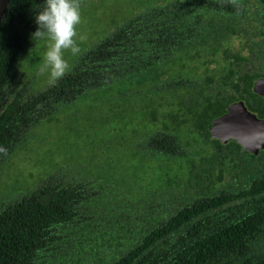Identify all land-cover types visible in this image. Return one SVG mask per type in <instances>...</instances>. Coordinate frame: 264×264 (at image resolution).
Here are the masks:
<instances>
[{
	"label": "flooded vegetation",
	"instance_id": "1",
	"mask_svg": "<svg viewBox=\"0 0 264 264\" xmlns=\"http://www.w3.org/2000/svg\"><path fill=\"white\" fill-rule=\"evenodd\" d=\"M111 1L118 3L119 18L100 37L119 32L142 43L135 52L136 66L85 85V91L77 89L73 98L43 116L51 118L59 107L77 100L101 102L105 90L109 94L103 101L115 105L122 120V127L117 124L112 131L121 135L125 122L133 119L141 126L133 129V141L108 139L113 156L104 157L103 167H89L85 156L61 167L72 168L85 184L90 203L85 231L110 234L108 239L118 245L107 243L112 258L158 229H173L165 236L199 229L207 221L198 214H225L214 228L227 217L240 219L258 208L264 214V0ZM31 75L17 69L13 87L39 104L50 84L37 90L31 87ZM40 119L25 127L1 168L11 153L25 147ZM1 168L0 182L11 187L5 190L0 183V203L21 198L46 176L38 173L34 182L14 188L2 178ZM176 214L189 218L174 224Z\"/></svg>",
	"mask_w": 264,
	"mask_h": 264
},
{
	"label": "trees",
	"instance_id": "2",
	"mask_svg": "<svg viewBox=\"0 0 264 264\" xmlns=\"http://www.w3.org/2000/svg\"><path fill=\"white\" fill-rule=\"evenodd\" d=\"M42 5L43 0H9L0 21V164L21 140L26 126L73 98L77 89L85 91V85L95 86L106 77H116L124 66H136L135 52L142 49V43L128 41L119 32L99 38L77 53L69 72L45 88L37 104L22 91L15 92L12 84L20 58L38 40L31 33L37 27L34 15ZM63 173L70 174L64 177ZM83 184L72 168H58L21 198L0 203V264H65L64 257L55 261L56 257L66 251L60 249L63 244L74 241L72 246H79L75 256L82 259L85 246L101 237L85 231L90 203ZM261 212L258 208L240 219L227 217L218 228L214 223L225 214H198L207 221L199 229L184 234L175 228L177 234L168 236L171 227L158 229L118 256L111 258L114 252L110 251L105 264H264ZM184 216L176 214L174 224L184 223L189 218ZM104 235L106 246H118L108 239L110 234Z\"/></svg>",
	"mask_w": 264,
	"mask_h": 264
},
{
	"label": "rangeland",
	"instance_id": "3",
	"mask_svg": "<svg viewBox=\"0 0 264 264\" xmlns=\"http://www.w3.org/2000/svg\"><path fill=\"white\" fill-rule=\"evenodd\" d=\"M117 6L118 3L111 0H92L80 5L81 20L75 26L76 35L73 37L80 51L101 38L103 30L108 28L110 23L113 24L114 20L117 22L120 14H118ZM81 36L84 38L80 39ZM46 46V40L38 39L19 60L18 69L25 68L32 74L29 78L31 87L37 90L44 89L48 84V72L39 71ZM76 55L67 49L63 50V56L69 66ZM18 76L22 81L25 71H18ZM108 94L109 92L105 90L99 94L101 102L74 101L67 106L59 107L53 112L51 118L40 119L35 125V130L30 134L28 132L24 141L25 147L11 153L5 166L3 168L0 166L4 169L2 178H7L8 183L15 188L29 181L34 182L33 176L38 173L46 175L67 164L68 160L78 161L84 156L89 167L94 169L103 167L104 157L113 156L111 153L113 149L110 150L107 146L108 139L123 136L126 142L133 141V129L136 128L139 131L141 129V126L133 119L125 122V131L120 132L121 135L118 130L112 131V127H118L117 124L122 127V120L119 118V109L115 105L109 106L112 103L103 101ZM143 124L146 127L148 122ZM120 154L124 157V152ZM63 174L65 177L70 173ZM0 183L5 190L11 187L4 185L2 181ZM103 238H105L103 235L97 237V242L86 245V255L79 260L75 256L78 255L76 250L79 246H72L75 241L63 244L60 249L66 251L57 256L55 261L64 257L65 264H80L81 261L83 264H105L109 261L106 258L111 248L106 246ZM112 248L115 246L113 245Z\"/></svg>",
	"mask_w": 264,
	"mask_h": 264
},
{
	"label": "clouds",
	"instance_id": "4",
	"mask_svg": "<svg viewBox=\"0 0 264 264\" xmlns=\"http://www.w3.org/2000/svg\"><path fill=\"white\" fill-rule=\"evenodd\" d=\"M80 20L79 0H43V5L34 15L37 27L31 33V37L47 42L39 71L48 72L49 84L55 83L69 68L63 50L67 49L72 54L80 51L73 39L76 35L75 26Z\"/></svg>",
	"mask_w": 264,
	"mask_h": 264
},
{
	"label": "water",
	"instance_id": "5",
	"mask_svg": "<svg viewBox=\"0 0 264 264\" xmlns=\"http://www.w3.org/2000/svg\"><path fill=\"white\" fill-rule=\"evenodd\" d=\"M8 1L9 0H0V21H1V18H2V15H3V13H4V11H5V9H6V5H7V3H8ZM232 116V115H231ZM237 116V115H236ZM247 116H248V114H247ZM238 125H240V124H238ZM241 126V125H240ZM245 132V130L243 131L242 130V135H244L245 136V138H246V134L244 133ZM247 139H248V137H247Z\"/></svg>",
	"mask_w": 264,
	"mask_h": 264
}]
</instances>
